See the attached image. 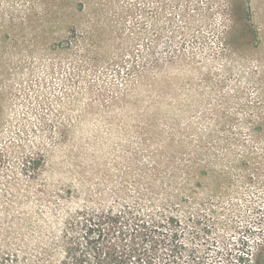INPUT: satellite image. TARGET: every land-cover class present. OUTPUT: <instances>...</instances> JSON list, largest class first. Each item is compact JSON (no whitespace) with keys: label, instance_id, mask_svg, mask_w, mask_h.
<instances>
[{"label":"rangeland","instance_id":"rangeland-1","mask_svg":"<svg viewBox=\"0 0 264 264\" xmlns=\"http://www.w3.org/2000/svg\"><path fill=\"white\" fill-rule=\"evenodd\" d=\"M151 195L264 264V0H0V255Z\"/></svg>","mask_w":264,"mask_h":264},{"label":"trees","instance_id":"trees-1","mask_svg":"<svg viewBox=\"0 0 264 264\" xmlns=\"http://www.w3.org/2000/svg\"><path fill=\"white\" fill-rule=\"evenodd\" d=\"M33 161L27 160L31 165ZM196 162L194 165L202 166L197 172L199 178L209 181L214 162L210 158L204 164ZM151 198L158 206L142 207L136 199L118 209L77 211L57 242L63 250L60 255L49 250L36 259L35 255L22 258L29 264H206L205 246L195 244L204 233L197 211L186 219L167 200ZM184 225L192 226L188 233ZM245 256L240 253L239 263L247 260ZM19 258L15 253L0 255V264H18Z\"/></svg>","mask_w":264,"mask_h":264}]
</instances>
